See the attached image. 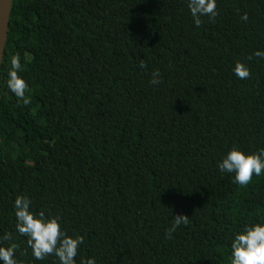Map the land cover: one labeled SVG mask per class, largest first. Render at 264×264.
<instances>
[{"label":"trees","instance_id":"16d2710c","mask_svg":"<svg viewBox=\"0 0 264 264\" xmlns=\"http://www.w3.org/2000/svg\"><path fill=\"white\" fill-rule=\"evenodd\" d=\"M217 11L197 28L187 0H12L0 246L18 264H58L33 260L15 232L18 195L84 237L76 264H229L233 233L264 223V174L237 186L216 167L232 147L264 148V0H217ZM15 53L28 105L6 88ZM237 62L249 79L233 75ZM176 215L189 222L168 239Z\"/></svg>","mask_w":264,"mask_h":264},{"label":"clouds","instance_id":"9594fccd","mask_svg":"<svg viewBox=\"0 0 264 264\" xmlns=\"http://www.w3.org/2000/svg\"><path fill=\"white\" fill-rule=\"evenodd\" d=\"M187 8L197 28L202 24L201 17L214 20L219 14L217 0H187ZM247 19V14L241 16V20L246 22ZM254 56L264 60V50H257ZM10 65V70L6 74V88L19 101L28 105L30 103L26 97L28 83L20 75L22 64L19 53L11 56ZM138 66L145 68L146 64L140 60ZM232 73L239 80L249 79L251 75L247 65L241 62L234 65ZM151 77L150 85L158 86L163 82L158 70H154ZM216 167L221 174H229L235 185L247 186L253 176L259 177L264 174V148L246 153L237 147H232L217 161ZM31 209L32 202L28 196L18 195L15 198L13 202L15 232L25 238L33 260L43 261L49 256H54L58 264H76V257L84 244V237L69 236L64 231L59 217L45 215L43 211L33 212ZM188 222L189 218L183 215L172 217V224L166 232V238L171 239L172 234L181 226H186ZM2 239L11 241L12 234L6 232ZM15 257L14 245L0 246V264H18ZM80 264H97V260L95 257H88L82 259ZM229 264H264V223L245 224L233 233Z\"/></svg>","mask_w":264,"mask_h":264},{"label":"water","instance_id":"95a60500","mask_svg":"<svg viewBox=\"0 0 264 264\" xmlns=\"http://www.w3.org/2000/svg\"><path fill=\"white\" fill-rule=\"evenodd\" d=\"M12 0H0V68L5 53Z\"/></svg>","mask_w":264,"mask_h":264},{"label":"bare ground","instance_id":"6f19581e","mask_svg":"<svg viewBox=\"0 0 264 264\" xmlns=\"http://www.w3.org/2000/svg\"><path fill=\"white\" fill-rule=\"evenodd\" d=\"M258 133V132H257Z\"/></svg>","mask_w":264,"mask_h":264}]
</instances>
